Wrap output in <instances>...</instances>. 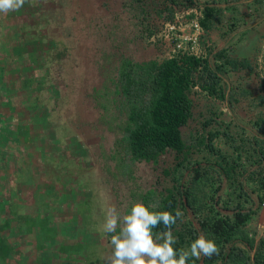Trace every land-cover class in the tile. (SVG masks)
<instances>
[{"label": "rangeland", "instance_id": "obj_1", "mask_svg": "<svg viewBox=\"0 0 264 264\" xmlns=\"http://www.w3.org/2000/svg\"><path fill=\"white\" fill-rule=\"evenodd\" d=\"M195 1L194 6H175L172 20H169L170 12L166 10L168 0H41L38 5L31 4L32 15L38 17L33 19L36 28L41 26L46 33L43 41L47 51L45 65L50 72L44 79V88L38 91V99L34 101L27 96L14 101L21 113L19 111L16 117H10V125L15 129L16 124H23L19 120L27 122L24 132L21 127L16 128L22 132V137L17 136L16 139L21 144H14L16 154H25L26 158V150L22 149L26 148L25 138L37 155L33 162L30 160V166L34 170L40 169V172L47 171L50 179L48 177L47 187L44 185L42 188L44 191H39L44 195L41 200L21 203L28 207L24 213L27 216L21 217L24 222L18 224L30 221L37 224V228H32L29 258L21 262L26 253L10 242L8 247H13L9 250L10 255L8 258L0 257V264L11 259V255L14 256L10 264H35L45 251L44 264H107L101 258L112 251V234L100 230L103 220L101 194L123 214L130 210L133 201H142L141 192L151 189L159 197L172 185L171 177L164 176L163 169L177 162L176 153L163 154L159 164L152 161L133 163L126 149L118 143L123 136L125 115L115 109L105 110L102 104L116 106L111 79L116 77L122 58L145 61L168 56L172 41L167 38L166 23L175 20L177 15L185 25L200 15L207 1ZM25 4L28 6L27 2ZM247 11L243 10L244 13ZM249 11L255 13L252 15L253 28L258 34L255 60L252 61L260 65L252 72L222 73L227 99L221 108L226 110L223 119L230 121L229 124H234L232 119L245 122L243 126L253 131V120L264 116V101L260 97L264 87V44L261 38L264 8L258 11L251 8ZM259 14L261 17L257 16ZM144 24L157 29L155 36L145 38ZM245 35L239 33L235 37L240 57L248 51ZM239 36L241 40H238ZM16 48L14 46V53ZM34 49L38 51L39 46L31 49L32 55ZM215 51L210 55L211 66H214ZM232 51L228 52L236 55ZM13 89L18 93L21 87ZM192 97L196 103L194 114L197 121L191 120L182 130L185 140L196 144L203 132L199 122L212 104L196 92ZM230 98L235 100L233 105ZM6 122L9 124V119ZM253 132L262 136L255 130ZM2 137L5 139L8 135L2 134ZM224 140H218L217 144L231 152V147ZM202 156L199 155L200 158ZM188 175L186 172L185 178ZM226 189L225 182L221 193ZM3 209L4 205H0V210ZM263 211L264 205L260 215L264 219ZM194 223L198 226L196 221ZM263 234V229L258 227L257 239ZM36 242L42 244L41 251L35 249Z\"/></svg>", "mask_w": 264, "mask_h": 264}, {"label": "trees", "instance_id": "obj_2", "mask_svg": "<svg viewBox=\"0 0 264 264\" xmlns=\"http://www.w3.org/2000/svg\"><path fill=\"white\" fill-rule=\"evenodd\" d=\"M206 1L198 18L204 30L203 55L170 57L168 54L163 59L145 61L122 58L116 77L111 79L116 106L102 105L105 110L115 109L125 115L123 136L118 143L123 145L133 163L159 164L163 154L176 153L177 162L163 169L164 176L172 180L165 193L158 197L149 189L140 194L146 206L157 205L154 211L168 210L175 214L179 208L184 213L183 222L178 220L172 226L177 250L189 248L201 233L215 240L218 255L201 256L199 260L190 257L188 264H264V235L257 239L264 205V116L254 119L251 127L262 135L259 137L243 126L245 122L232 119L234 124H229L230 121L223 119L226 110L223 112L221 108L226 98L222 75L252 72L260 63L231 55L223 49L214 54V66H211L210 55L215 46L208 35L216 30L227 40L241 27L251 25L255 13L241 12L242 2L224 8L218 5L221 0ZM195 4V0H168L169 20L174 17L175 6ZM251 4L253 11L264 8V0H252ZM144 27L145 38L157 33L152 25L144 24ZM262 27L263 32L264 24ZM261 38L264 44V33ZM262 79L263 83L264 76ZM197 88L200 89L195 90ZM262 91L260 97L264 101L263 86ZM193 92L204 95L212 104L199 122L203 132L196 144L188 143L182 130L191 120L197 121ZM229 102L233 105L235 100L230 98ZM220 139H225L231 152L217 144ZM200 154H203L201 158ZM186 172L189 175L185 178ZM224 180L227 189L222 194ZM163 230L161 224L153 232Z\"/></svg>", "mask_w": 264, "mask_h": 264}, {"label": "crops", "instance_id": "obj_3", "mask_svg": "<svg viewBox=\"0 0 264 264\" xmlns=\"http://www.w3.org/2000/svg\"><path fill=\"white\" fill-rule=\"evenodd\" d=\"M40 1L41 0H30V2H27L28 6H24L19 11L9 12L7 14L0 13V138L2 134H5V136L8 135L5 139L2 137V140H0V173L2 169H8V167H10L0 174V205H4V211L0 210V257L8 258V255H10L9 250L13 248L12 246L8 247V244L11 242L15 247H18L20 251L22 250L26 253L22 256L24 260H21V262L29 258V251L31 250L28 248H31V234L34 232L32 228H37L36 221L18 224V222H24L21 217L24 218V216H27V214L24 215V213H26L28 207L21 203L26 201L34 203L41 200L44 195L39 191H44L42 188L44 185L47 187L50 179V175L47 171L40 172V169L34 170L30 166V164L32 165L30 160L33 162V159H37V155H35L34 152L36 151L29 145L25 138L23 142L26 144V148L23 147L22 149L26 150V158L25 152L23 153L24 155L16 154L17 152L14 144H21V142L19 140L16 141V139H18L17 136L22 137L21 133L18 130L16 131V128L21 127L20 130L24 132L27 122L19 120V122L23 124H16L15 129L10 125V117H16V113L19 111L21 113L20 108L14 101L22 98L26 99L27 96L30 97V99L33 98L34 101L38 99L40 95L38 91L41 87L44 88V86H42L44 84V79L48 77V73L50 72V68L45 65L47 51L46 48H44L45 44L43 41L46 39V37L44 38V34L46 33L42 31L41 26L36 28L33 19L36 20L38 17L32 15L33 11L31 9V4L38 5L37 3L40 4ZM236 2L243 3L240 8L241 12H243L244 9L248 10L247 7H249V9L251 7L253 8L252 4L250 5V0H221L218 5L225 8ZM259 23L262 24V22ZM254 25L255 23L253 22L251 25L241 27L227 40L222 39L216 30L209 32L208 35L211 39L208 38L212 41L216 51L225 49L226 51L233 52L232 50H234L236 55H232L238 56L237 53H240V51L235 37L239 33L246 34V48L248 51L245 53L246 55L244 57H250V59L254 61L256 43L258 42V34L253 28ZM262 33L264 32H261V34ZM238 40H241L240 36ZM30 43L33 46H31ZM35 44L39 46V49L38 51L34 49L32 55L31 49L35 48ZM14 46L17 47L16 53H14ZM30 86L37 87L31 88ZM13 87H21V90H19L20 92L14 93ZM6 119H9V124L6 122ZM12 124H14V122ZM31 188L33 190L36 189L34 193L31 192ZM46 189L47 188H45V190ZM72 193L73 192H71V195ZM7 205L8 207L5 209ZM30 216L37 217L36 215ZM38 224L41 223L38 222ZM14 230L15 232H13ZM41 247L42 244L36 242L35 249L41 251ZM45 252L44 254H40L42 258L36 261L35 264H44L42 260H45V257H47ZM11 256V259L2 261V264H10L14 255Z\"/></svg>", "mask_w": 264, "mask_h": 264}, {"label": "clouds", "instance_id": "obj_4", "mask_svg": "<svg viewBox=\"0 0 264 264\" xmlns=\"http://www.w3.org/2000/svg\"><path fill=\"white\" fill-rule=\"evenodd\" d=\"M26 2L30 0H0V13L19 11ZM156 207L155 204L146 206L137 200L131 203L130 210L121 214L117 207L101 194L103 220L100 230L112 234V251L101 259L107 264H188L190 257L199 260L201 256L211 258L219 254L215 240L203 233L191 242L189 248L177 250L174 247L177 241L172 226L178 220L183 222L184 213L179 208L175 210V214L168 210H152ZM262 219L259 218L258 227L264 232ZM161 224L165 230L154 234L153 229Z\"/></svg>", "mask_w": 264, "mask_h": 264}, {"label": "built area", "instance_id": "obj_5", "mask_svg": "<svg viewBox=\"0 0 264 264\" xmlns=\"http://www.w3.org/2000/svg\"><path fill=\"white\" fill-rule=\"evenodd\" d=\"M199 17L200 15H197L184 25L176 15L174 21H168L166 23L167 38L172 41V45L169 48L170 57L184 54L203 55L201 40L204 36V30L198 20Z\"/></svg>", "mask_w": 264, "mask_h": 264}]
</instances>
